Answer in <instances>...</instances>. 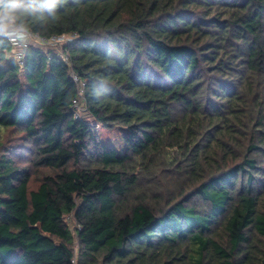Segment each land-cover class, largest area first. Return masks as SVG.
Wrapping results in <instances>:
<instances>
[{"label": "trees", "instance_id": "trees-1", "mask_svg": "<svg viewBox=\"0 0 264 264\" xmlns=\"http://www.w3.org/2000/svg\"><path fill=\"white\" fill-rule=\"evenodd\" d=\"M24 6L76 39L19 66L0 34V264H264V0ZM97 125L143 147L98 152Z\"/></svg>", "mask_w": 264, "mask_h": 264}, {"label": "rangeland", "instance_id": "rangeland-1", "mask_svg": "<svg viewBox=\"0 0 264 264\" xmlns=\"http://www.w3.org/2000/svg\"><path fill=\"white\" fill-rule=\"evenodd\" d=\"M94 143L97 151L100 152L102 147L114 148L118 154L130 157L138 153L143 147V142L140 140L136 132L130 129L119 128L115 126L97 125L92 131ZM22 134L18 131L3 130L1 141L8 143H20ZM76 164V159H72L65 167L64 171L68 172ZM42 177L41 172L34 174L32 180V187H36L37 181ZM71 229L75 226L72 216L67 217ZM77 244H74V250L77 251Z\"/></svg>", "mask_w": 264, "mask_h": 264}, {"label": "built area", "instance_id": "built-area-1", "mask_svg": "<svg viewBox=\"0 0 264 264\" xmlns=\"http://www.w3.org/2000/svg\"><path fill=\"white\" fill-rule=\"evenodd\" d=\"M1 35H3L10 43L12 47V51H13V55H12L13 59L16 61V63L19 66H22L23 64L24 51L31 45L40 47L45 50L50 49L55 54L58 55V53H60V50H62L64 45L70 44L76 39L75 34H72L69 36L53 35L51 37H43V36H40L30 31L26 32V37L24 40H17L15 37L9 36V35H4V34H1ZM63 60L68 66H70L67 54L63 55ZM71 79L77 86L79 99H82L83 92L85 89V82L81 81L79 77L72 72H71ZM73 107L75 109L74 118L75 119L80 118V112L84 111V108L83 107L81 108L80 105L78 104V101L76 100L73 101ZM71 262L74 263V261H71Z\"/></svg>", "mask_w": 264, "mask_h": 264}, {"label": "clouds", "instance_id": "clouds-1", "mask_svg": "<svg viewBox=\"0 0 264 264\" xmlns=\"http://www.w3.org/2000/svg\"><path fill=\"white\" fill-rule=\"evenodd\" d=\"M0 34L15 37L17 40H24L26 37V26L20 22L28 9L24 6L25 0H8L4 5V0H0Z\"/></svg>", "mask_w": 264, "mask_h": 264}]
</instances>
